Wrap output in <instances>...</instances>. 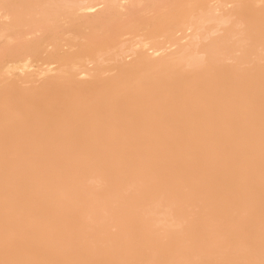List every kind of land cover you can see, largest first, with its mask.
Instances as JSON below:
<instances>
[{
  "label": "bare ground",
  "instance_id": "6f19581e",
  "mask_svg": "<svg viewBox=\"0 0 264 264\" xmlns=\"http://www.w3.org/2000/svg\"><path fill=\"white\" fill-rule=\"evenodd\" d=\"M262 24L264 0H0V260L258 261Z\"/></svg>",
  "mask_w": 264,
  "mask_h": 264
},
{
  "label": "snow or ice",
  "instance_id": "6c2138e0",
  "mask_svg": "<svg viewBox=\"0 0 264 264\" xmlns=\"http://www.w3.org/2000/svg\"><path fill=\"white\" fill-rule=\"evenodd\" d=\"M32 7L46 8L49 5H34ZM161 7H180L176 5L161 6ZM261 46L264 51V24L261 27ZM251 103V96L248 98ZM249 125H251V117L249 116ZM248 159V178L249 183L252 178V159L253 151L249 142L247 150ZM7 181V170H6ZM153 186L161 192L162 196H174L176 199H183L188 195L187 191L178 189L175 185L167 182L165 177H156ZM251 196L249 192V197ZM260 201H261V222H260V247L261 258L256 260L251 259H226V260H143V259H115V260H82V259H62V260H0V264H264V71L261 78V98H260ZM227 242L228 237H221Z\"/></svg>",
  "mask_w": 264,
  "mask_h": 264
}]
</instances>
